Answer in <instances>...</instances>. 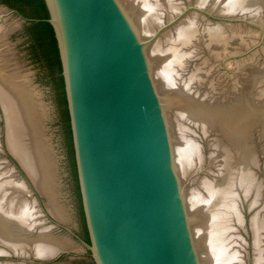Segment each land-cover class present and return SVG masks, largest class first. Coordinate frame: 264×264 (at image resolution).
<instances>
[{"label":"water","instance_id":"1","mask_svg":"<svg viewBox=\"0 0 264 264\" xmlns=\"http://www.w3.org/2000/svg\"><path fill=\"white\" fill-rule=\"evenodd\" d=\"M46 3L78 177L34 19L0 0V194L264 264V0Z\"/></svg>","mask_w":264,"mask_h":264},{"label":"trees","instance_id":"2","mask_svg":"<svg viewBox=\"0 0 264 264\" xmlns=\"http://www.w3.org/2000/svg\"><path fill=\"white\" fill-rule=\"evenodd\" d=\"M3 2L11 8L19 10L24 16L34 19V21L27 26V34L30 36L31 40L34 41L31 47L38 58L43 57L53 70L63 106V125L73 158L75 173L78 177L65 80L63 76V65L54 27L48 21V19H50V11L46 0H3Z\"/></svg>","mask_w":264,"mask_h":264}]
</instances>
